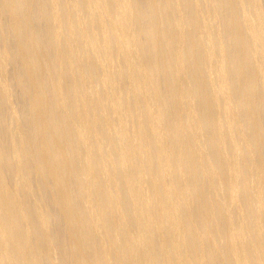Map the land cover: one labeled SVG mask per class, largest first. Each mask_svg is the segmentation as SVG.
I'll return each mask as SVG.
<instances>
[{"label":"bare ground","instance_id":"1","mask_svg":"<svg viewBox=\"0 0 264 264\" xmlns=\"http://www.w3.org/2000/svg\"><path fill=\"white\" fill-rule=\"evenodd\" d=\"M0 264H264V0H0Z\"/></svg>","mask_w":264,"mask_h":264}]
</instances>
